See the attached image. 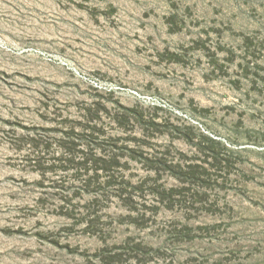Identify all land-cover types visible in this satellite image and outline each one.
<instances>
[{
  "label": "rangeland",
  "instance_id": "374dc122",
  "mask_svg": "<svg viewBox=\"0 0 264 264\" xmlns=\"http://www.w3.org/2000/svg\"><path fill=\"white\" fill-rule=\"evenodd\" d=\"M0 264H264V0H0Z\"/></svg>",
  "mask_w": 264,
  "mask_h": 264
}]
</instances>
